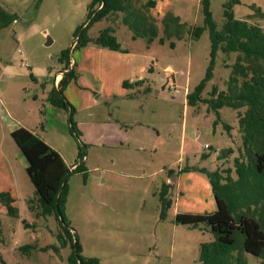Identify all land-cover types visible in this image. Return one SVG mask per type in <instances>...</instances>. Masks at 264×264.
<instances>
[{"label":"rangeland","instance_id":"rangeland-1","mask_svg":"<svg viewBox=\"0 0 264 264\" xmlns=\"http://www.w3.org/2000/svg\"><path fill=\"white\" fill-rule=\"evenodd\" d=\"M147 1L131 3L142 9ZM155 1L149 14L158 26V37L163 35L161 19L172 12L184 24L182 38L173 36L164 44L157 39L150 44L133 40L132 31L122 23V13L95 23L89 36L96 37L100 30L111 27L121 47L134 57L130 76L145 81L120 92L117 84L110 86L118 99L115 108L97 104L86 109L98 90L88 71L94 52L87 51L99 49L90 45L74 50L73 33L87 21L91 0H42L40 4L37 0H0V6L16 16L0 30V194L9 193L17 210L15 217L10 216L0 203L1 264H69L71 254L69 244L60 245L62 228L56 218L35 215L38 197L25 171L27 162L9 133L16 123L36 127L39 135L42 126L52 124L55 133L42 136L46 144L58 149L69 165L82 161L85 179L69 170L64 215L84 257L95 258L99 264H201L200 245L210 243L213 234L204 223L197 227L176 224L175 215L213 211L210 186L200 170L233 169L234 158L242 154L238 114L245 109L223 107L217 121L207 103L213 87L226 90L237 54L219 52L212 76L200 93L201 101L188 106L186 95L204 79L210 61L207 31L198 40L191 35L195 27L203 25L200 0ZM226 1L211 0L217 29L224 20L222 4ZM256 8L264 13V0H239L232 10L236 19H246L264 32V18H248ZM47 38L49 45H45ZM65 49L71 52L76 83L89 89L72 86L64 91L75 109L78 141L69 131L68 112L50 110L47 101L54 88L53 75L61 76L63 71L59 57ZM106 111L119 112L112 117L119 119L126 134L114 128L104 131L92 123L102 120ZM223 124L231 129L226 131ZM102 131L111 132L109 141L115 138L118 144L124 139L127 145L100 147ZM78 144L85 154L82 160L77 158ZM166 182L171 186L168 198L172 204L161 219L157 193ZM23 246L30 248L24 252L20 250ZM244 259L247 264H260L250 254L244 253Z\"/></svg>","mask_w":264,"mask_h":264},{"label":"trees","instance_id":"trees-1","mask_svg":"<svg viewBox=\"0 0 264 264\" xmlns=\"http://www.w3.org/2000/svg\"><path fill=\"white\" fill-rule=\"evenodd\" d=\"M41 1L37 0V4ZM210 4L211 0H200L203 25L195 27L191 32L192 39L198 40L202 33L207 31L210 41L209 66L204 79L186 95V102L192 107L201 101L200 93L212 76L219 52L236 53L226 90L218 91L213 87L212 98L207 103L216 113L217 121L220 120L218 111L223 107L233 110L245 109L238 114L242 154L234 158L233 169L213 172L200 170L209 182L216 210L204 214L177 213L175 223L191 227L204 223L213 234L214 239L210 243L200 245L201 264H247L244 253L258 258L260 264H264V32L260 26L250 24L246 19L239 20L234 17L232 8L239 4V0H227L222 4L224 20L217 29ZM155 6V0H148L142 5V9L135 8L131 0H91L87 6V21L74 30L73 35L76 39L74 50L91 44L101 49L125 52L111 27L100 30L96 37L88 34L95 23L117 13H122V23L132 31L133 40L144 39L150 44L157 39L158 43L164 44L170 37L182 38L184 24L172 12H167L161 19L163 35L158 37V26L149 14V10ZM253 10V15H249L248 18L252 16L264 18V13L259 8ZM15 20L14 14L0 6V30ZM170 46H173V43H170ZM70 54V49L62 50L60 53L59 59L64 64L62 77L48 94L47 101L53 107L68 112L69 131L78 141V130L73 120L75 109L64 97L68 84L77 78L70 67ZM143 83L144 80H138L133 84L123 82L122 86L129 88ZM223 128L226 131L231 129L227 124H223ZM10 136L27 161L26 174L38 197L39 212L35 215L38 217L53 215L59 222L62 228V234L58 235L59 239H62L60 245L69 244L71 249L69 264H99L97 259L82 255V248L65 219L67 180L70 171L61 157L42 139L25 128L15 129ZM77 149V158L82 160L85 154L80 144L77 145ZM202 157L206 158L208 155ZM75 166L72 172L81 173L85 179L86 170L82 161ZM233 173L236 177H233ZM170 188V184H162L157 193L161 219H164L166 211L172 204L168 198ZM13 201L9 193L0 194V203L6 207L8 215L15 217L17 210L12 206ZM31 202V200L28 202L29 209L33 208ZM29 248L30 246H23L20 250L26 252Z\"/></svg>","mask_w":264,"mask_h":264},{"label":"crops","instance_id":"crops-1","mask_svg":"<svg viewBox=\"0 0 264 264\" xmlns=\"http://www.w3.org/2000/svg\"><path fill=\"white\" fill-rule=\"evenodd\" d=\"M90 45L91 44L87 45L86 47H83V49H89ZM98 49L99 50H97V51H95V50H88L87 51V52H90V54L92 51L94 52L93 55L95 57H94V60L88 64V71L92 75L93 80L98 84V90H97V92L92 93L93 96L91 97L90 101H87L88 105H85L84 107L86 109H90V107L92 108L93 106L95 107L97 104H100V105H105V107L107 105H109V106H112L113 108H115L117 106L116 102L118 101L117 95H115V93L109 87L113 85V87L115 88V86L117 84V88L119 89V92H120V89H122V91L126 90V88H123L122 83L127 82L128 78L130 80L135 79L136 81H138L136 79V77L130 76L131 72H133V59H134V57H133V55H131L130 52L126 51V49H123V48H122V50H125V52H115V51H110V50L101 49V48H98ZM70 67H72V68L75 67L73 60H71ZM61 77H62V73H61V76L57 75L56 73L53 75L51 80H52V84L54 87L57 86V83ZM78 77H79V75H78ZM142 80H144V79H142ZM127 83H129V82H127ZM129 84H131V83H129ZM72 86H77L78 89L82 88L81 90H83V91L89 90V89H87V87L84 88V87L78 86L76 81H74V82H71L68 84V86L65 89V92L67 91L68 88H70ZM96 93H97V95H96ZM122 93H124V92H122ZM125 95L128 96L127 94H125ZM126 96H124V97H126ZM33 98L36 99L37 96L35 95ZM49 105H50V110L58 109V108L53 107L51 104H49ZM44 107H46V104L44 105ZM60 110H62V109H60ZM63 111H65V110H63ZM113 114H119V112L116 111ZM113 114H109L108 111H106L102 120L97 121V122H92V123L95 125H98L99 128L104 127V131H106L107 129L113 130V128H114V130H117L122 135L126 134L127 131H124V132L122 131L123 126L120 125L119 119L112 117ZM20 127L25 128L28 131H30L31 133L35 134L40 139H42L45 143H46V141H45L44 137H42V136H44L47 133H50V134L55 133V129H54L52 124H50V127H48V126L43 127L42 126L41 132H40L41 135H39V133H37L38 130L36 127H35V129H31V128L25 127L24 125L18 124V123H16V126L12 131H14L15 129L20 128ZM43 128H45V129H43ZM126 128H128V127H126ZM129 130L131 133L132 128L130 127ZM12 131H10L9 133L11 134ZM104 131H102L101 135H100V139L103 140V142L100 143L101 144L100 147L106 149V148L116 147L118 144H119V146L126 144V140H124V139H123L124 142L119 141L118 144H117V141L115 138H113V141H109V139L111 138V132L109 131V134H106L107 132H104ZM123 138H125V136H123ZM47 145L50 148H52L61 157L64 164L66 165V167L69 170L73 169V167L76 165V163L69 165L66 162L62 153L58 149H56L53 146H50L49 144H47ZM26 167H27V165H26ZM26 167H25V171H26ZM166 184H169V183L166 182ZM210 192H211V189H210ZM211 196L213 197L212 193H211ZM201 209L205 210L204 208H201ZM215 210H216V206H215L213 211H210V213H213ZM204 213H207V212H204ZM204 213H201V214H204ZM198 214H200V213H198Z\"/></svg>","mask_w":264,"mask_h":264},{"label":"water","instance_id":"water-1","mask_svg":"<svg viewBox=\"0 0 264 264\" xmlns=\"http://www.w3.org/2000/svg\"><path fill=\"white\" fill-rule=\"evenodd\" d=\"M51 43L50 38H47L45 45H49ZM66 179L63 182V185L65 184Z\"/></svg>","mask_w":264,"mask_h":264},{"label":"built area","instance_id":"built-area-1","mask_svg":"<svg viewBox=\"0 0 264 264\" xmlns=\"http://www.w3.org/2000/svg\"><path fill=\"white\" fill-rule=\"evenodd\" d=\"M208 146L206 145L205 148H207ZM76 166L73 167V169L75 168Z\"/></svg>","mask_w":264,"mask_h":264}]
</instances>
